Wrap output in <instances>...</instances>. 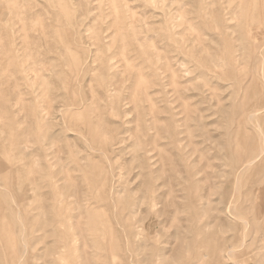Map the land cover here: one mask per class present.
<instances>
[{"label": "rangeland", "instance_id": "rangeland-1", "mask_svg": "<svg viewBox=\"0 0 264 264\" xmlns=\"http://www.w3.org/2000/svg\"><path fill=\"white\" fill-rule=\"evenodd\" d=\"M263 11L0 0V264H264Z\"/></svg>", "mask_w": 264, "mask_h": 264}, {"label": "bare ground", "instance_id": "bare-ground-1", "mask_svg": "<svg viewBox=\"0 0 264 264\" xmlns=\"http://www.w3.org/2000/svg\"><path fill=\"white\" fill-rule=\"evenodd\" d=\"M264 12V11H263ZM262 12V13H263ZM264 41V40H263ZM262 42V41H261ZM260 42V43H261ZM262 44V43H261ZM262 46H263V44H262ZM260 46H258V48H259ZM262 48V47H261ZM263 139V138H262ZM264 150V149H263ZM263 152V151H262ZM264 153V152H263ZM256 154V151H250V153H249V151L248 152H245V153H241L240 154V157L239 158H234V160H235V163H234V165L233 166H231V167H233L232 169V173L234 174L233 175V177H236V180H235V187L236 188H238L237 186H240V184L243 182V180H241V176H240V174L241 173H243V172H246V171H248L250 168H252L251 166L256 162V158H257V156H259V154L258 155H255ZM261 155V154H260ZM233 160V161H234ZM232 162V161H231ZM258 162V161H257ZM256 162V163H257ZM230 165H231V163H230ZM252 170H253V168H252ZM230 170H229V173H228V176H230L229 174H230ZM231 173V174H232ZM235 179V178H234ZM230 180V179H229ZM233 181V180H232ZM228 182V181H227ZM244 184V183H243ZM243 184H242V186H243ZM237 185V186H236ZM242 186H240V187H242ZM231 187V186H230ZM230 187H228V188H230ZM248 187V186H247ZM233 189V188H232ZM237 191V190H236ZM236 191H233L232 190V192H234V195L236 194ZM240 192V191H239ZM239 194V193H238ZM243 195V194H242ZM233 196V195H232ZM235 197V196H234ZM233 197V198H234ZM233 198H232V200H233ZM236 198H238V197H236ZM238 199H241V198H238ZM232 200H231V202H232ZM237 201V200H236ZM239 201H241V200H239ZM229 203V202H228ZM239 203V202H238ZM232 204V203H231ZM236 203H234V206H236L235 205ZM241 204V203H240ZM228 205V204H227ZM241 207V206H240ZM239 207V208H240ZM138 211H139V209L138 208H136L134 211H132V213L133 214H131V216L132 215H136L137 213H138ZM236 211V210H235ZM242 211V210H241ZM236 213V212H235ZM235 215V214H234ZM236 218V217H235ZM238 219V218H237ZM242 220V219H241ZM247 223V222H246ZM247 226H248V223H247ZM246 226V227H247ZM245 228V227H244ZM141 232V231H140ZM140 232H138L139 234H140ZM245 232V231H244ZM141 233H143V232H141ZM244 234V233H243ZM246 235V234H245ZM24 247V246H23ZM17 264H19L18 262H17Z\"/></svg>", "mask_w": 264, "mask_h": 264}]
</instances>
